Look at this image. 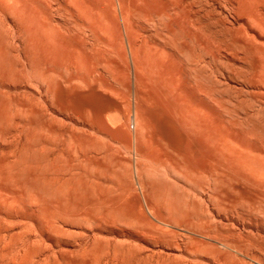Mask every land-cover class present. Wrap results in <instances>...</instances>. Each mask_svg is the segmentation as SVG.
Masks as SVG:
<instances>
[{"label": "rangeland", "instance_id": "374dc122", "mask_svg": "<svg viewBox=\"0 0 264 264\" xmlns=\"http://www.w3.org/2000/svg\"><path fill=\"white\" fill-rule=\"evenodd\" d=\"M177 1L0 0V264H264V0Z\"/></svg>", "mask_w": 264, "mask_h": 264}, {"label": "bare ground", "instance_id": "6f19581e", "mask_svg": "<svg viewBox=\"0 0 264 264\" xmlns=\"http://www.w3.org/2000/svg\"><path fill=\"white\" fill-rule=\"evenodd\" d=\"M158 1H161V0H158ZM167 1H170V0H167ZM180 2H183V1H177L176 3H166L165 4V14L168 16V17H170L172 20H176L177 18H178V16H176L175 14H178V4H179V6H180ZM62 16L65 18L66 17V15H65V12H63V14H62ZM66 20V19H65ZM168 32H171V33H173V35H174V39L176 40V41H178V39H179V35H177V33H174L173 32V30L171 29L170 31H168ZM166 46H167V44H165ZM165 45H164V47H165ZM168 47V49L170 48L171 49V51L169 52V53H171L172 55H175L177 58H178V53H177V50L176 49H174L172 46H167ZM166 48V47H165ZM167 49V50H168ZM169 49V50H170ZM159 51H163V50H159ZM175 52V53H174ZM195 52V63L196 62H199V63H203V65L205 66H208V63H207V60H206V57L203 55V54H199L197 51H194ZM198 63V64H199ZM197 64V63H196ZM197 64V65H198ZM180 68H183L182 66H180ZM205 68H207V67H205ZM207 70H208V68H207ZM94 101V100H93ZM167 125H174V126H177V123L176 122H173V121H170L169 123H166ZM165 127V130L167 129V127L166 126H164ZM161 128V127H160ZM172 128V127H171ZM168 133H165V136H166V138L167 139H169L170 141H171V146H176L177 144H178V142H179V140H178V138L176 139V134H175V136L173 135V136H169V135H167ZM178 135V137H180L181 138V136L182 135H180V132L179 133H177Z\"/></svg>", "mask_w": 264, "mask_h": 264}]
</instances>
